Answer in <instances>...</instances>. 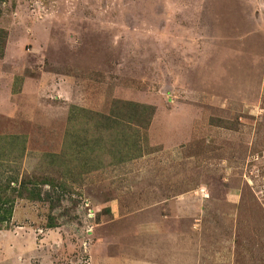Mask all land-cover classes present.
Returning a JSON list of instances; mask_svg holds the SVG:
<instances>
[{"label": "rangeland", "instance_id": "374dc122", "mask_svg": "<svg viewBox=\"0 0 264 264\" xmlns=\"http://www.w3.org/2000/svg\"><path fill=\"white\" fill-rule=\"evenodd\" d=\"M0 29V135L66 184L17 201L0 264H142L159 216L161 264H264V0H4ZM120 101L153 110L130 161Z\"/></svg>", "mask_w": 264, "mask_h": 264}, {"label": "trees", "instance_id": "16d2710c", "mask_svg": "<svg viewBox=\"0 0 264 264\" xmlns=\"http://www.w3.org/2000/svg\"><path fill=\"white\" fill-rule=\"evenodd\" d=\"M4 0H0V7ZM8 34L0 29V59L4 58L6 46H7ZM123 105L120 107L121 114H114L111 122L116 127L122 122H126L125 128L119 132L121 136H125V133L132 132L137 135L136 142L129 143L126 139L123 146H114L113 149L108 151H113L110 154L117 153L122 154L123 151L131 148V151H135V155H127V161L141 157V143H142V133L141 131L147 129L150 126L153 110L149 107L140 105L139 103L132 101H120L118 102ZM150 111V112H149ZM104 119V117H102ZM107 122H110L109 118H106ZM106 122V124H107ZM103 125V124H102ZM106 127V125L104 126ZM77 143V142H76ZM76 143L74 144L75 147ZM125 143L131 144L125 147ZM82 148V146L80 145ZM76 148L74 151L76 152ZM28 150V144L25 136L22 135H12L5 134L0 135V225L5 226L6 230L10 229V224L12 222L15 207L19 199H28L32 201H43L44 196L49 198L48 192L43 191V186L48 185L52 188L66 186L65 182H56V179L50 177H42L35 173H28L21 169L20 162H13L11 159L13 155L18 154L17 158H22L24 153ZM2 229V228H0Z\"/></svg>", "mask_w": 264, "mask_h": 264}, {"label": "crops", "instance_id": "0c3cea01", "mask_svg": "<svg viewBox=\"0 0 264 264\" xmlns=\"http://www.w3.org/2000/svg\"><path fill=\"white\" fill-rule=\"evenodd\" d=\"M173 202H174V205L171 203V201L170 202L167 201L166 203H169V205L167 207L170 208L172 206V208H178L179 206H181L179 201H175V199H174ZM166 203H164V204H166ZM164 217L166 218L168 216L166 215ZM158 218L159 219L157 220V222H155V223H158V226L154 227L152 229L151 235H149V237H148V241H149V245H154V246L158 247L159 249L157 250V252H155L153 254H149L148 259L145 260L142 264H161L158 261V259L161 258L163 255H169V253H170V250H168L166 246L168 245V238H175V232H174V230L167 227L165 222H164V228H163V230H161V220L163 221V217L159 216ZM155 232H158V233L155 234ZM162 242H164V247H163ZM157 243H161V247L155 245ZM145 258H147V256Z\"/></svg>", "mask_w": 264, "mask_h": 264}]
</instances>
